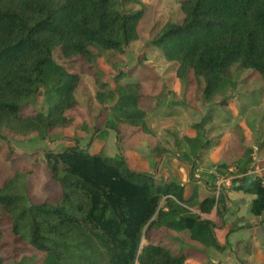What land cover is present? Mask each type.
Instances as JSON below:
<instances>
[{
	"label": "trees",
	"instance_id": "16d2710c",
	"mask_svg": "<svg viewBox=\"0 0 264 264\" xmlns=\"http://www.w3.org/2000/svg\"><path fill=\"white\" fill-rule=\"evenodd\" d=\"M137 3L0 0V138L4 130L45 139L53 130L69 129L75 121L80 76L58 64L54 51L59 49L66 61L80 59L83 64H91L96 51L123 53L138 39L143 12L127 8ZM180 11L182 21L166 23L150 42L175 65L176 79L186 81L191 75L203 100L210 103L224 90L236 65L264 77V0H182ZM99 88L96 100L113 102L105 128L118 134L124 126L153 135L140 105L138 80L120 72L114 76V87L100 82ZM39 95L45 112L21 116ZM42 153L60 195L54 205L30 204L26 196L7 192L13 181L0 185V264L5 263L4 221L19 242L43 254L42 264H186L183 254L151 243L148 235L154 230L186 231L190 240L224 251L214 221L189 211L195 206L208 215L216 204L213 195L198 203L195 189L185 197L183 184L156 181L131 170L122 156L89 153L78 144ZM245 192L256 196L250 213L261 215L264 187L255 180ZM222 200L220 194L218 202Z\"/></svg>",
	"mask_w": 264,
	"mask_h": 264
},
{
	"label": "rangeland",
	"instance_id": "374dc122",
	"mask_svg": "<svg viewBox=\"0 0 264 264\" xmlns=\"http://www.w3.org/2000/svg\"><path fill=\"white\" fill-rule=\"evenodd\" d=\"M181 1L137 0V4L127 6L134 11H142L143 16L137 27V42L130 43L123 53L96 51L97 57L91 64H83L80 59L66 61L61 57L59 49L54 51L53 56L58 64L80 76L75 96L83 104V107L77 108L81 114L78 116L80 122L88 126L91 123L88 120L91 112H102L95 121L94 133L105 129L106 121L103 113L105 110L102 111L104 108L95 111L91 107L92 101L96 100L95 96L101 90L99 83L107 82L114 87V76L120 72L138 80L143 96L142 107L145 109L154 104L152 109L147 110L149 122L156 121L159 114L174 118L160 125L158 137L151 139L152 143L144 148L145 153H140L137 149L124 151L123 154L128 158L127 161L123 156L124 161L131 170L152 175L156 181L165 182L164 180L171 179L180 184L185 182V197L195 189L199 198H203L206 196V190L193 182L191 168L195 171L201 166L207 167L209 164H202L201 160H207L208 151L212 152L214 149L215 154L211 156L209 163L220 164L227 161L220 154V147L224 142L221 145L217 143L224 138V129H229L238 136L243 135L248 143L253 134H257L259 126L264 122V77H260L252 70L234 66L224 90L213 100V102L217 101V105L210 107H207V102L203 100L191 75L186 81L176 79L175 65L166 62L161 53L150 46V42L166 23L182 21ZM165 100L181 101L177 104L171 102V105H165ZM158 102L161 108L158 107ZM43 110H46L44 98L39 95L32 106L20 111V115L27 117ZM195 126L199 127L195 128ZM207 127L209 129L219 127L222 130L221 137L216 138L217 141L211 139ZM137 132L136 134H139ZM3 136L4 139L0 138V185L13 181L7 192L26 196L30 204L43 202L56 204L60 187L50 181L42 151H60L74 143L58 144L62 138L50 135L42 139L37 134H33L28 139L13 135L7 130L3 131ZM119 137L118 142L122 145V150L140 146L139 137L135 133L131 138L129 136L128 140L126 135L120 134ZM100 140L102 141V138ZM165 140L168 142L165 143ZM188 140L192 141V145ZM163 153L169 159L165 161L166 166L159 171L162 160L160 157ZM119 156H122V153ZM160 173L162 178L158 176ZM162 205L161 202L160 206ZM1 229L3 232L1 254L5 260L4 264H42L43 254L19 242L12 234L9 223L2 222ZM178 234L180 233L171 230H154L148 237L152 235L151 243L171 247L175 254H180L183 249L180 244H175ZM146 241L148 238L142 239L141 248ZM241 248L244 253L249 251L245 244ZM183 253L189 260V250H183Z\"/></svg>",
	"mask_w": 264,
	"mask_h": 264
},
{
	"label": "crops",
	"instance_id": "0c3cea01",
	"mask_svg": "<svg viewBox=\"0 0 264 264\" xmlns=\"http://www.w3.org/2000/svg\"><path fill=\"white\" fill-rule=\"evenodd\" d=\"M135 42L137 41H134L132 43ZM165 101V105H171V102L177 104L180 103L181 100ZM77 102L78 106L73 110V115L75 117L73 125L66 130H53L49 135L60 139L62 138L58 142V144H78L82 149L87 150L89 153L102 152L104 153V155L111 158L117 157L122 153V157L124 156L125 160L127 159V161L128 158H126V154H123L124 151L127 152L128 150L137 149L138 152L145 153L146 150L144 148L147 147L149 143H152L151 139L158 137V128L160 127V125H162L166 120L174 118L159 114L158 119L150 123L147 115L146 122L149 128L153 131V135H147L142 132H137L138 130L128 129L124 126L119 127L118 134L115 131L107 128L103 129L101 132L94 133L93 127L95 126V121L98 119L99 115H102V112H91V117L88 118L91 123L87 126L80 122L78 116H80L81 114H79L77 108L83 107V104L80 102V100H77ZM112 104V101H105L104 104H100L97 100H93L91 107L95 111H99L100 108H104L102 109V111L105 110L103 113H105L104 118L106 119L108 114L107 108H109ZM140 105L142 107V100ZM153 105L154 104H151L149 108H142L147 111L152 109ZM206 105L207 107L217 105V101H212L210 103H207ZM86 106L87 105H85V107ZM88 107L90 106L88 105ZM158 107L161 108L159 102ZM44 112L45 110L40 113ZM81 126H83L82 130H80ZM207 129L209 130V137L211 139L216 140V138L221 137L220 132H222V130H220L219 127L214 129H209L207 127ZM135 131L139 134H136ZM133 133H135V135L139 137L140 146H135L133 148L127 147L125 150H122V145H120V143L118 142L120 139L119 135H126V140H128L129 136L131 138ZM29 137L30 136L25 138L30 139ZM223 137L224 138H221L217 143L218 145H221V143L224 142V145L220 147V154L221 157L223 159H226L227 161L220 164L209 163L211 156H214L213 154H215L214 149L212 152L208 151L207 160H201L202 164L209 165L207 167H196V170H207L212 166H218L220 168H228L230 166H234L237 169V174L240 176H244L248 172L254 170V168L263 167L260 166V163L264 161V122L261 126H259L257 134H253L251 141L249 140V143L243 135L238 136V134L236 135L235 132L229 129H224ZM100 138H102V141L100 140L101 142L99 141ZM103 139L105 140L103 141ZM164 142L167 143L168 140H165ZM58 147L60 148V145ZM161 158L162 160L160 161L159 171H161L162 168L166 166L165 161L169 159L164 153L162 154L160 159ZM195 171H192L191 174L193 182L206 190V196L212 195L211 188L208 185L199 183L194 179ZM158 176L162 178L161 173L160 175L158 174ZM242 179L245 180V183L240 182V180ZM249 180L251 184L252 180L250 178H238L233 181L232 187L223 189L221 193L223 195V200L218 202V198L215 207L213 208L211 213L208 214L209 220L214 221V223L218 227L215 232L220 245L224 246L225 248L224 251H218L213 248H206L203 245L190 240L186 231L176 236L175 244H180L183 250H189V260L184 255L183 250H181V254L185 256L186 264H264V212L259 216H254L250 213L251 202L256 198V196L251 193L245 192L249 187L247 189L241 188V186H245ZM164 181H171V179ZM183 183L182 184L185 185V182ZM236 187H239L240 189L237 190L235 189ZM206 196H204L203 198H199L198 196V203L202 201ZM190 209L195 210L196 207L193 206ZM217 212L221 216H217ZM243 244H245L247 246V250H249L247 251V253H244L242 251L241 247Z\"/></svg>",
	"mask_w": 264,
	"mask_h": 264
},
{
	"label": "built area",
	"instance_id": "2783aa9c",
	"mask_svg": "<svg viewBox=\"0 0 264 264\" xmlns=\"http://www.w3.org/2000/svg\"><path fill=\"white\" fill-rule=\"evenodd\" d=\"M247 177L252 181H259L260 185L264 187V166L259 168H254L251 172H248L244 176L237 174V169L234 166L228 168H220L218 166H212L207 170H196L194 173V179L205 185H208L211 188L212 195L217 200L222 193L223 189H228L232 187L233 181L241 178ZM192 214L197 215L202 220H209V216L206 214H201L197 210L189 209Z\"/></svg>",
	"mask_w": 264,
	"mask_h": 264
},
{
	"label": "water",
	"instance_id": "95a60500",
	"mask_svg": "<svg viewBox=\"0 0 264 264\" xmlns=\"http://www.w3.org/2000/svg\"><path fill=\"white\" fill-rule=\"evenodd\" d=\"M250 184V180L248 181V183L245 186H241V188L247 189L249 187Z\"/></svg>",
	"mask_w": 264,
	"mask_h": 264
}]
</instances>
